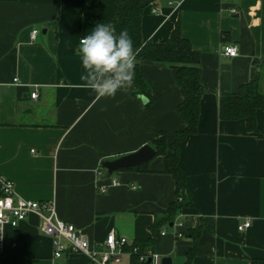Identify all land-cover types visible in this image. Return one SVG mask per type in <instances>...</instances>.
<instances>
[{
	"label": "crops",
	"instance_id": "obj_1",
	"mask_svg": "<svg viewBox=\"0 0 264 264\" xmlns=\"http://www.w3.org/2000/svg\"><path fill=\"white\" fill-rule=\"evenodd\" d=\"M142 2L143 40L168 37L178 20L200 53L201 83L211 88L200 101L197 131L181 142L179 162L193 202L177 213L181 224L151 228L175 198L163 155L147 163L148 171L128 168L109 176L101 166L150 144L157 132L172 142L182 122L181 93L168 65L140 64L152 102L135 93L134 84L100 100L85 87L79 39L99 23L86 13L97 0H0V172L21 197L53 201L57 215L92 245L114 229L129 244L154 236L149 248L159 254L157 264L164 255L171 264H185L194 243L189 264L264 257V108L255 117L260 134L247 131L243 119L218 115L219 94L236 93L254 77L264 94V0ZM33 29L38 33L31 39ZM234 43L236 56L221 53ZM245 219L250 225L239 229ZM40 225L30 213L7 227L0 263L95 264L78 251L53 259L52 237ZM130 258L124 253L114 264H131Z\"/></svg>",
	"mask_w": 264,
	"mask_h": 264
},
{
	"label": "trees",
	"instance_id": "obj_2",
	"mask_svg": "<svg viewBox=\"0 0 264 264\" xmlns=\"http://www.w3.org/2000/svg\"><path fill=\"white\" fill-rule=\"evenodd\" d=\"M146 4L142 0H97L95 7H87L86 13L92 15L96 22L111 24L116 33L127 30L137 52L135 65L134 86L135 93L146 95L150 102V86L140 72L143 61H153L165 64L172 70L176 84L180 89L181 99L177 105V112L182 127L175 132L172 142L168 143L164 132H157L150 139V144L156 150V155H163V171L173 176L175 181V198L171 201L164 214L156 215L151 228L175 221L177 213L183 208L193 205L186 182V172L179 162L181 142L188 135L197 131L199 121L200 101L205 90H211L201 83L200 53L195 50L188 38L182 35L179 21L175 22L170 34L159 40H143L141 34L142 16ZM264 108V94L257 90V77L242 84L236 93L219 94L218 115L223 120L243 119L245 128L249 132L261 133L256 123V112ZM148 171L146 165L132 168ZM192 233V231H189ZM154 241V236L134 241L126 247L137 245L139 251L130 253L131 264H138L140 252L148 249ZM194 243L186 253L185 264L195 252ZM264 264V257H250L247 263Z\"/></svg>",
	"mask_w": 264,
	"mask_h": 264
},
{
	"label": "built area",
	"instance_id": "obj_3",
	"mask_svg": "<svg viewBox=\"0 0 264 264\" xmlns=\"http://www.w3.org/2000/svg\"><path fill=\"white\" fill-rule=\"evenodd\" d=\"M152 11L156 12V9L154 8ZM229 11L235 13L236 9L230 7ZM37 33L38 30L33 29L30 33L31 39H34ZM221 53L228 57L236 56L238 46L235 43L224 45ZM36 97L37 91L35 90L31 93V98ZM112 183L115 184L116 180L113 179ZM100 189L104 191L106 187L102 186ZM30 213H35L40 217L41 231L52 237L51 256L53 259H57L65 251H78L89 257L95 264H114L120 261L124 253L139 251L137 245L126 247L129 244L128 240L125 236L117 234L114 229H111L102 241L92 245L79 228L57 215L53 201H34L21 197L15 191L13 182L0 172V250L4 245L5 229L18 226ZM173 223L181 224V221L176 220ZM250 223V219H245L238 225V228L243 229ZM174 233L176 236L182 235L177 230ZM148 258H150V262H147ZM158 259L159 254L150 248L138 255V263L157 264ZM30 264L36 263L31 261Z\"/></svg>",
	"mask_w": 264,
	"mask_h": 264
},
{
	"label": "clouds",
	"instance_id": "obj_4",
	"mask_svg": "<svg viewBox=\"0 0 264 264\" xmlns=\"http://www.w3.org/2000/svg\"><path fill=\"white\" fill-rule=\"evenodd\" d=\"M78 51L86 69L81 79L96 100L114 98L117 92L132 88L137 52L127 30L117 34L113 25L98 23L80 39Z\"/></svg>",
	"mask_w": 264,
	"mask_h": 264
},
{
	"label": "water",
	"instance_id": "obj_5",
	"mask_svg": "<svg viewBox=\"0 0 264 264\" xmlns=\"http://www.w3.org/2000/svg\"><path fill=\"white\" fill-rule=\"evenodd\" d=\"M155 155L156 150L150 144H144L134 152L120 156L114 160L103 161L101 166L106 169L107 174L110 176L113 172L121 169L137 168L141 165H146ZM147 262H150V258L147 259ZM160 264H171V257L168 255L162 256Z\"/></svg>",
	"mask_w": 264,
	"mask_h": 264
},
{
	"label": "rangeland",
	"instance_id": "obj_6",
	"mask_svg": "<svg viewBox=\"0 0 264 264\" xmlns=\"http://www.w3.org/2000/svg\"><path fill=\"white\" fill-rule=\"evenodd\" d=\"M0 262H2V261H0ZM0 264H2V263H0Z\"/></svg>",
	"mask_w": 264,
	"mask_h": 264
}]
</instances>
